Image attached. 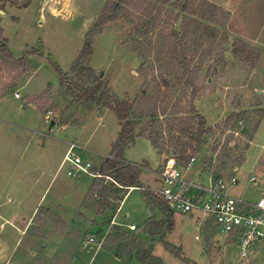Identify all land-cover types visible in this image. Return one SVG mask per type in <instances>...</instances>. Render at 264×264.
<instances>
[{"label":"rangeland","instance_id":"374dc122","mask_svg":"<svg viewBox=\"0 0 264 264\" xmlns=\"http://www.w3.org/2000/svg\"><path fill=\"white\" fill-rule=\"evenodd\" d=\"M181 1L144 0L143 15L148 25L143 26L137 25L142 12H123L94 36L93 51L86 64L97 74L102 72L101 77L117 95L138 96L142 99L141 106L146 107L160 73L167 74V68H171L170 77L179 78L175 73L178 67L169 63L163 30L170 24L180 29L183 13L178 11V5ZM194 1L200 13L207 4H214L224 11L226 19L223 26L202 21L203 26H214L217 33L203 39L192 60V66L200 69L197 82L201 86L193 103L207 124L214 126V132L206 136L201 152L194 155L196 161L188 175L205 178V173H211L205 162L210 157L211 167L227 162V167L216 168L218 173L226 174L232 166L238 168L243 163L237 174L239 183L231 192L255 198L258 195L251 194L254 184L247 179L256 166L264 165L261 103L264 104V0ZM104 2L0 0V31L8 40V48L14 57L27 51L31 60V69L0 97V264H14L15 257L21 259L20 264H74V255L79 254L82 243L89 238L104 244L94 255L95 264L104 258L106 247L115 252L121 240L131 241L133 236L151 246L153 254L166 264H264V241L247 259H241L235 242L225 239L207 223L200 226V212L189 215L175 211L173 229L164 239L181 249L187 259L182 260L165 249L160 238L143 232L144 221L159 219L161 213L149 208L142 189L129 190L119 208L112 203L108 204L109 208L101 209L87 195L92 179L72 180L66 176L65 168L57 170L53 177L67 141L84 146L86 149L79 153L98 165L104 161L119 130L110 109L85 110L66 96L56 70L58 67L68 71ZM176 13L179 18L171 22ZM237 40L244 42L238 45L239 49L234 48ZM5 76L0 73V86ZM47 85L50 86L48 95L42 94ZM14 92L19 96L15 97ZM188 96L189 91L184 93L178 84L166 114L158 112V115L164 119L172 112V104L184 106ZM47 110L52 112L53 119L59 115L63 121L57 118L50 128L42 120ZM233 111L245 112L242 124L224 127L223 121ZM262 116L255 135L248 141V133ZM61 122H67V127H60ZM225 140H230V146L223 149ZM168 154L171 151L167 147L160 152L163 157ZM241 156L244 160L239 161ZM124 157L139 165L141 186L152 190L159 185L154 172L158 168V155L144 136L129 147ZM141 159L149 163L142 165ZM233 159L238 161L231 162ZM43 162L44 168L38 169L37 164ZM37 170L42 174L38 182ZM112 216L116 223L110 225ZM25 222L27 226L21 232ZM129 224L135 225L134 230L128 228ZM114 226L126 232L109 243L105 236L112 233ZM83 252L77 264H83V258L86 264L92 250L84 248ZM132 260L131 264H135Z\"/></svg>","mask_w":264,"mask_h":264},{"label":"trees","instance_id":"16d2710c","mask_svg":"<svg viewBox=\"0 0 264 264\" xmlns=\"http://www.w3.org/2000/svg\"><path fill=\"white\" fill-rule=\"evenodd\" d=\"M143 7L144 0H105L100 13L86 31L83 44L68 71L63 72L58 67L56 70L59 73L60 87L66 96L71 97L85 110L110 109L119 123V130L110 144L108 156L100 164L102 172L111 177L117 185L105 182L104 177L92 179L87 189L88 197L93 198L101 209L109 208L108 204L112 203L115 208H119L130 187L142 189L149 208L151 210L158 209L161 213L159 219L149 218L144 221L143 232L149 236L160 238L165 249L176 257L187 260L179 247L164 239L166 234L173 229V212L160 198L154 195L151 189L140 185L139 165L124 158V149L137 136H144L159 153L164 147H167L172 155L181 160H188L191 156L201 152L202 146L206 142V136L214 132V126L207 124L205 116L197 111L193 103L201 86L197 82L200 69L197 66H192V60L202 45L203 39L214 37L217 33L214 26H203L202 21L223 26L226 14L214 4H207V8L200 13L196 1L182 0L180 2L178 11L183 13L180 29L177 30L170 24L167 30H165L166 28L163 30L168 47L169 63L178 67L175 73L179 78L173 80L170 77L171 68H167V74L160 73L154 82L153 95L148 98L147 106L142 107L139 101L142 99L138 96L130 98L127 95L124 97L117 95L113 88L92 67L86 64V59L93 51L94 36L103 30L105 24L117 20L123 12L128 11L129 14H133L135 11L142 12L138 17L137 25H148L145 15H143L145 12ZM178 13L174 15L171 22L179 18ZM196 15L197 18H195ZM223 35L226 37L225 34ZM243 43L241 40L235 41L234 48L239 49L238 45ZM30 69L31 60L28 57V52L25 51L21 56L14 57L8 48L7 38L0 31V73L6 74L3 78L4 84L0 86V97L7 94L8 88L14 86V82ZM178 84L182 86L184 93L189 91L187 102L184 106L172 104V112L162 119L158 112L161 115L166 114L171 100H174V91ZM49 87L47 85L42 94L48 95ZM244 114V111L230 112L222 124L224 127L236 126L237 122L244 118ZM258 124L259 122L248 133V141L252 140ZM229 143L230 140H225L223 149L228 148ZM212 150L214 151L215 147ZM242 160L244 157L241 156L239 161ZM235 161L238 159H233L231 162ZM205 162L207 163L206 168L213 175H217L220 168L227 167V162H223L219 166L220 168L211 167V157ZM233 167L236 166L231 168ZM124 232L126 231L114 226L112 233L104 236L109 243H114L118 237L123 236ZM116 249L115 253L123 257L122 264H129L132 259L137 264H165L160 257L153 254L151 246H147L136 236H133L131 241L124 238L117 244Z\"/></svg>","mask_w":264,"mask_h":264},{"label":"built area","instance_id":"2783aa9c","mask_svg":"<svg viewBox=\"0 0 264 264\" xmlns=\"http://www.w3.org/2000/svg\"><path fill=\"white\" fill-rule=\"evenodd\" d=\"M13 95L19 96L18 92ZM42 120L50 125L53 120L52 112L47 110L42 115ZM237 123L242 124V119ZM40 135L47 136V133L40 132ZM85 149L75 141H67L58 170L65 168L66 176L72 180L104 177L105 182L117 185L111 177L102 172L100 164H93L79 153ZM195 161L196 156L181 160L172 154L165 155L154 171L159 185L154 187L152 192L172 212L189 215L200 212V226L207 223L211 228L214 227L225 239L229 238L228 241L237 244L241 259H247L258 244L264 241V186L255 198L234 195L231 190L239 183L236 167L226 174L205 173V178L200 175L190 177L188 172ZM262 180L263 175L258 168H254L247 179L252 184ZM131 189L132 187L129 188ZM111 224H114L113 218L110 220ZM128 228L134 230L135 225L129 224ZM89 241H93V238H89Z\"/></svg>","mask_w":264,"mask_h":264},{"label":"crops","instance_id":"0c3cea01","mask_svg":"<svg viewBox=\"0 0 264 264\" xmlns=\"http://www.w3.org/2000/svg\"><path fill=\"white\" fill-rule=\"evenodd\" d=\"M261 101V100H260ZM261 103H262V107L264 108V104H263V102L261 101ZM104 109V108H103ZM103 109H101V110H99V112H102V110ZM91 111V110H90ZM263 116H264V112H263ZM263 116H262V118H261V120L259 121V126H260V124H261V122H262V119H263ZM57 118H59L60 116L59 115H57L56 116ZM57 118H54L52 121H53V124L52 125H49V127L51 128V126H53L55 123H56V120H57ZM62 118V119H61ZM61 118H59V119H61V121H63V117H61ZM67 125H68V123L67 122H65V123H60V127H62V128H65V127H67ZM256 132V131H255ZM254 135H255V133H254ZM141 136H137L132 142H130L127 146H126V148L124 149V155H126V153L128 152V149H129V147L131 146V145H133L135 142H136V140L138 139V138H140ZM143 137V136H142ZM115 138V137H114ZM114 138L112 139V141L114 140ZM111 141V142H112ZM24 149V148H23ZM22 153H23V151H22ZM21 153V154H22ZM156 153H157V155H158V159H157V165H159V163L161 162V159H162V157L163 156H161L160 155V153L156 150ZM61 158H62V155L60 156V158H59V161H58V165H57V167H56V169H55V172L53 173V177H54V175L56 174V172H57V170H58V166H59V163H60V160H61ZM127 161H130V159H128V158H126V157H124ZM140 164H142V165H147V163H149L146 159H141L140 160V162H139ZM43 164H44V162L42 163V164H40V165H38L37 164V168L38 169H41V168H44L43 167ZM101 164V163H100ZM243 164V163H242ZM241 164V165H242ZM241 165L237 168V171H236V173L238 174L239 172H240V168H241ZM255 168H258L260 171H261V173H262V175H263V180L261 181V182H259V183H257V184H254L253 185V191H252V193L251 194H253V197L254 196H257L259 193H260V190L262 189V187L264 186V165L262 166V165H259V166H256ZM41 173H39V171L37 170V176H36V181L38 182L39 180H40V177H41ZM52 177V178H53ZM72 186V185H71ZM75 186H77V185H75ZM40 200V199H39ZM122 203V202H121ZM121 205V204H120ZM112 218H114L113 216L110 218V220L112 219ZM27 222H28V220H27ZM27 222H25L24 223V225H23V227L21 228V232H23L24 231V229L26 228V226H27ZM116 223V220L114 219V224ZM127 225V224H126ZM0 227H2V224H0ZM104 246V244L102 243V242H100V241H98V240H93L92 242H89V241H84L83 243H82V248L80 249V252H79V254H75L74 255V264H77L76 263V261L77 260H79V258H81L82 257V255H83V250H84V248H89V249H91L92 250V252H91V254H90V256L88 257V259L86 260L87 262H86V264H93V262L95 261V257H94V255H97L98 254V252L100 251V249H102V247ZM106 250L103 252V256H104V258H102V259H100L97 263H95V264H122V262H123V257H121V256H119V255H117L111 248H105ZM77 255H81L80 257H78ZM78 257V258H77ZM7 259V258H6ZM8 261V260H7ZM133 261V260H132ZM132 261L130 262V264L132 263ZM12 262H13V260H12ZM21 263V259L20 258H16L15 257V259H14V264H20ZM165 263V262H164ZM78 264H80V263H78ZM83 264H85V260H84V258H83ZM135 264H137V263H135ZM166 264V263H165Z\"/></svg>","mask_w":264,"mask_h":264},{"label":"water","instance_id":"95a60500","mask_svg":"<svg viewBox=\"0 0 264 264\" xmlns=\"http://www.w3.org/2000/svg\"><path fill=\"white\" fill-rule=\"evenodd\" d=\"M100 76L102 75V72L99 74ZM53 124V121H51V124L50 125H52Z\"/></svg>","mask_w":264,"mask_h":264}]
</instances>
